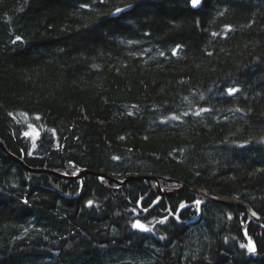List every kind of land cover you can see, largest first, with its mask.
Returning <instances> with one entry per match:
<instances>
[{
  "label": "trees",
  "instance_id": "16d2710c",
  "mask_svg": "<svg viewBox=\"0 0 264 264\" xmlns=\"http://www.w3.org/2000/svg\"><path fill=\"white\" fill-rule=\"evenodd\" d=\"M0 142V264H264V0H0Z\"/></svg>",
  "mask_w": 264,
  "mask_h": 264
},
{
  "label": "water",
  "instance_id": "95a60500",
  "mask_svg": "<svg viewBox=\"0 0 264 264\" xmlns=\"http://www.w3.org/2000/svg\"><path fill=\"white\" fill-rule=\"evenodd\" d=\"M195 6H196V7H199V6H200V0H199V3L196 4ZM0 145H1L2 147H4L3 144H2L1 142H0ZM34 171L49 172V173H52V174H57V175H61V176H63V177H66L65 175L59 174V173H57L56 171H51V170H47V169H46V170H45V169H40V170H34ZM79 174H80L79 176L82 177V175L84 174V172L79 173ZM129 178H130V179H134V177H129ZM138 178H139V177H138ZM127 182H128V180H125V181L122 182V184H126ZM158 186H159L158 188H159V191H160L161 194H167V193L161 192L160 184H158ZM183 188H184V187H183ZM195 190L201 192V193L204 194V195H207V196H208L210 199H212V200H215V201L221 202V203L226 204V205L238 206V207H240V208H243V209L249 211V212L253 215V217L255 218V220H256L257 222H260V223L263 224V226H264V217H261L256 211H254V210L252 209V207H251L249 204L243 202L242 200H240V199H238V198H235V197H227V196L216 195V194L211 193V192L207 191L206 189H202V188H200V189H195ZM168 194H170V193H168ZM245 238L248 240V242H249V244L251 245L252 249H254L253 251H256V249H257L256 244H255V242L249 237V235L247 234V232H246V234H245Z\"/></svg>",
  "mask_w": 264,
  "mask_h": 264
},
{
  "label": "snow or ice",
  "instance_id": "6c2138e0",
  "mask_svg": "<svg viewBox=\"0 0 264 264\" xmlns=\"http://www.w3.org/2000/svg\"><path fill=\"white\" fill-rule=\"evenodd\" d=\"M198 3H199V0H192L193 6H195ZM119 11H121V10L120 9H117V12H119ZM17 39H19V37H17ZM229 91L231 92V91H234V90L233 89H230ZM88 203H89V206L92 204L91 201H89ZM197 203H199V202H197ZM181 206L183 207V205H181ZM135 226L136 227H139V228H144V225H141L139 223H137V225H135ZM250 250H254V249H250Z\"/></svg>",
  "mask_w": 264,
  "mask_h": 264
},
{
  "label": "bare ground",
  "instance_id": "6f19581e",
  "mask_svg": "<svg viewBox=\"0 0 264 264\" xmlns=\"http://www.w3.org/2000/svg\"><path fill=\"white\" fill-rule=\"evenodd\" d=\"M53 171H54V170H53ZM33 172H35V171H33ZM57 172H58V171H57ZM51 174H52V173H51ZM56 176H57V175H56ZM158 184H160L159 181H157V188L159 187ZM160 188H161V186H160ZM158 191H159V188H158ZM161 192H164V191L162 190V188H161ZM164 193H165V192H164ZM159 194H161L160 191H159ZM213 201H214V200H213ZM242 209H243V208H242ZM253 210H254V209H253Z\"/></svg>",
  "mask_w": 264,
  "mask_h": 264
},
{
  "label": "rangeland",
  "instance_id": "374dc122",
  "mask_svg": "<svg viewBox=\"0 0 264 264\" xmlns=\"http://www.w3.org/2000/svg\"><path fill=\"white\" fill-rule=\"evenodd\" d=\"M34 137H35V138L38 137V134H37V135H34Z\"/></svg>",
  "mask_w": 264,
  "mask_h": 264
}]
</instances>
